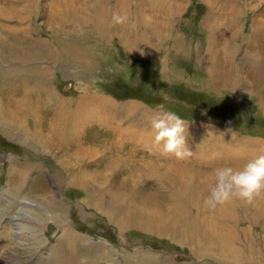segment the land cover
<instances>
[{"label":"rangeland","instance_id":"374dc122","mask_svg":"<svg viewBox=\"0 0 264 264\" xmlns=\"http://www.w3.org/2000/svg\"><path fill=\"white\" fill-rule=\"evenodd\" d=\"M82 1L94 12L98 0L75 3ZM226 1L240 17L238 35L220 44L234 56L233 87L212 81L203 62L207 31L202 22ZM65 2L0 0V264H264L263 248L245 250L264 236V198L243 206L203 203L216 167H239L264 155V72L251 76L250 68L257 62L250 56L252 32L264 16V0H170L179 8L169 20L170 36L147 42V56L145 45L130 47L113 30L50 23L47 11L55 4L61 10ZM29 28L37 42L66 39L67 45H85L83 63L55 60L37 54L35 47L23 51L19 36L11 33ZM34 53L39 56L32 60ZM33 67L44 72V91L52 94L51 100L45 95L40 100L47 116L42 125L48 130L63 125L67 139L27 129L26 113H5L9 105L1 94L5 88L16 91L10 76ZM83 94L116 103L114 110L90 107L87 122L67 121L80 110L68 107L69 99ZM162 108L188 123L191 155L178 159L153 144L149 121ZM123 158V167L108 168L107 160ZM188 199L199 208L181 204ZM175 204L192 207L198 216L171 219ZM127 210L129 217L135 212L164 216L151 220L159 233L145 226L150 221L120 228L114 217L118 213L124 220ZM222 213L236 223L224 221ZM188 225L199 230L182 232ZM169 226L179 233H162Z\"/></svg>","mask_w":264,"mask_h":264},{"label":"bare ground","instance_id":"6f19581e","mask_svg":"<svg viewBox=\"0 0 264 264\" xmlns=\"http://www.w3.org/2000/svg\"><path fill=\"white\" fill-rule=\"evenodd\" d=\"M175 6L171 4L170 0H114V3L110 5L108 3V0H98V3L93 5L94 12L92 10H87V5L83 6L84 8L82 12H76L75 13L71 11V9L65 8L64 12H57L55 9L51 10L49 9L47 15V20L50 23H54L58 25L59 23H75V24H85L86 26L92 24L97 28L98 30H113L116 35H118V38H120V41H125L127 45L136 46L142 42L151 41V40H158L161 41V38L163 36H170V34L167 31L169 20L174 13H176V9L178 8V3L174 2ZM233 5L232 1H226L223 2V5H220L221 7L219 9L211 8L208 15L205 17L204 21L202 22L203 28L207 31V54L203 57L204 66L207 69L208 73L211 76V80H216L219 82V84H222L223 87H233L234 86V78H235V71H234V56L233 53L228 51L226 47H220L221 43L227 44L229 41L234 39L236 35L239 33L238 25L240 23V17L237 13L232 12L229 9V6ZM89 7V6H88ZM181 8V7H180ZM90 9V8H88ZM51 10V11H50ZM113 12H120L124 13L126 12L128 14V18L123 23H114L112 20V13ZM93 14L95 16L93 17ZM94 18V19H93ZM92 21V22H91ZM90 23V24H89ZM55 25V26H56ZM51 26H53L51 24ZM61 26V25H59ZM64 28V27H63ZM25 31V34L22 32ZM20 30L12 32V35L19 36L16 37L21 45H23V51L26 48H36L37 54L44 52L47 55L51 56L55 60H65L66 62L74 61L75 63H83L84 57H83V51L84 46L82 44H73L70 43L67 45L66 39H58L57 41H52L51 45H49L48 41L46 42H37L34 40L33 36L35 32H32L30 28L28 30ZM62 32V31H61ZM65 33V32H64ZM63 33V34H64ZM107 34H109L107 32ZM33 35V36H32ZM253 46L251 48L250 56L254 58V60L257 59V62L255 64L250 65L251 67V76L255 75L257 73L261 74L264 72V16H262V19L260 18L257 21V25L254 26L253 32ZM31 39V40H30ZM15 40V39H14ZM17 40V41H18ZM20 45V46H21ZM151 45V44H150ZM223 45V46H224ZM45 48V49H44ZM150 48H147L144 46L142 48V52L149 53ZM22 51H19L20 53ZM23 53V52H22ZM21 53V54H22ZM34 55L30 58L32 60H35L36 57L39 55ZM18 57V55H17ZM22 56L18 58L19 61H21ZM23 60V59H22ZM5 74V72H3ZM11 81L16 84V91L11 92L8 89H4L1 94V99L3 103H7V105H10L9 110L6 109L5 113L10 114L11 112L14 113H26L27 118L26 120L28 122H25L27 125V129H37L39 131L38 133H41L44 136H47L49 138L53 139H67L69 136V133H66L64 126L59 124L58 126H51V130L45 129L42 125V121L47 117L44 112V106L45 104L41 102V97L44 95L48 98V100L52 99V94L47 91H44V83H48V80L45 79L44 72L39 71L35 67L30 68L24 72V75L20 71L18 73L13 74L10 76ZM213 77V78H212ZM210 78V77H209ZM16 79V80H15ZM28 82H31L34 86V88L28 87ZM209 82V81H208ZM264 83V78L261 80V83ZM240 85H245V82L238 81ZM211 84V82H210ZM217 84V83H216ZM258 88H260V82H256L255 85ZM264 85V84H263ZM219 86V85H218ZM250 86V82H249ZM221 87V86H220ZM41 92V93H40ZM104 105L107 107V109H112L113 106L116 105V103H112L108 101L107 99L103 100H97L95 102H91L88 104L86 97L83 95L81 97H73L70 98L68 101V107L76 106L79 107V111L72 112L73 115H71V118H67V121L71 122H85L84 116L85 114H88L90 107H95L97 105ZM114 104V105H113ZM113 105V106H111ZM67 106V105H66ZM210 108V107H209ZM96 109V108H95ZM81 111V112H80ZM94 112V109L91 110V112ZM92 112V113H93ZM96 112V111H95ZM71 119V120H70ZM26 128V127H25ZM208 144V143H207ZM210 144V143H209ZM107 158V157H106ZM105 160L100 159L101 162ZM109 159V158H108ZM107 164L108 168H111V170H115L118 168V166L123 167V164H125V160L123 158L122 161H113L110 159ZM127 160H129L127 158ZM129 165L128 169L129 171L136 170L132 166V160L130 163H127ZM113 168V169H112ZM132 172V171H131ZM22 175V174H21ZM160 177H162L160 175ZM168 179V178H167ZM172 183L179 182V179L174 180V178H169ZM174 180V181H173ZM264 198V193L261 194V199ZM237 200V203L235 201ZM155 202H157L154 199ZM189 201V202H187ZM233 202H227L225 203V206L228 205H246V203L242 202L239 199H233ZM184 205L192 204L199 208L197 203L194 200H186V203H181ZM181 204L178 206L175 204L176 208L173 209V214L171 219H174L175 217H181L188 220V218H191V215L193 217L198 216L197 211H193L192 213V207H182ZM262 210L264 212V202L262 203ZM153 207L158 208L157 205H153ZM244 208V207H242ZM127 216H125L124 220H121L117 217L118 213L115 215L114 220H117V223L120 228H123L125 225H130V223H135L137 227H142L145 221L151 220H160L163 219L164 216L162 215H154L153 213H139L135 212L132 216H128L129 211L127 210ZM123 213V214H124ZM251 212H246L245 215H249ZM222 215L225 217L224 221H229V223L235 224L236 221H233L232 216L228 217L226 216V213H222ZM264 216V213L261 214ZM174 216V217H173ZM230 219V220H229ZM177 220H172V222H178ZM149 225H145L147 228H150L155 233H159L158 230L155 229V223L151 222ZM162 227V226H161ZM162 233H167L169 236H172V233H179V230L177 228L173 227H164ZM188 230L198 231L199 229H194L193 226L190 225L183 227L182 232H186ZM236 236V235H235ZM261 241L256 242L255 240H252L249 242L247 246H245V250L249 251V253L256 252L258 247L263 248L264 250V236H260ZM260 240V239H259ZM236 241V240H235ZM236 244V243H235ZM243 244L240 246L242 247ZM235 249L234 252L237 253L238 249L236 247H233ZM231 248V250H233ZM252 251V252H251ZM239 255V254H238ZM241 255V254H240ZM71 253H68L67 260L70 258ZM236 258L237 255H234ZM241 257V256H240ZM252 258V257H251ZM238 258L234 259V261H238Z\"/></svg>","mask_w":264,"mask_h":264},{"label":"clouds","instance_id":"9594fccd","mask_svg":"<svg viewBox=\"0 0 264 264\" xmlns=\"http://www.w3.org/2000/svg\"><path fill=\"white\" fill-rule=\"evenodd\" d=\"M126 12H113L114 23H123L127 20ZM153 130V144L163 153H170L178 159L191 155V149L186 141L188 123L177 112L168 109H159L150 118ZM264 193V155H258L243 165L235 167L223 164L214 169V181L204 197V205L215 208L233 199L244 203H252Z\"/></svg>","mask_w":264,"mask_h":264},{"label":"crops","instance_id":"0c3cea01","mask_svg":"<svg viewBox=\"0 0 264 264\" xmlns=\"http://www.w3.org/2000/svg\"><path fill=\"white\" fill-rule=\"evenodd\" d=\"M75 1L76 0H66V2L64 3V6H63V9H61V10H57V12H61V13H63L64 12V10H65V8H68V9H71V11L70 12H74L75 13V11L76 12H82L83 11V9L82 8H84L83 6H84V3H83V1L82 2H77V3H75ZM53 2L54 3H56V0H53ZM59 4L62 6V3L61 2H59ZM60 5H58V4H55L54 6H55V10H56V8L58 7V6H60ZM166 37H169V35L168 36H163L162 38H161V41H159V42H163L164 40H165V38ZM148 41H146V42H142V43H140L139 45H138V43H137V47L138 46H144L146 43H147ZM145 46H147V45H145ZM150 50V49H149ZM151 51V50H150ZM149 53H151V52H149ZM143 54L144 55H149L148 53H146V52H143ZM205 56V55H204ZM84 95V94H83ZM85 96V95H84ZM87 98H88V100H89V102L91 103L92 101L93 102H95V101H97V100H101L102 98H100V97H97L96 95L94 96H92L91 94H87V96H86ZM89 103V104H90ZM9 105V104H8ZM97 106H101V105H97ZM104 106V105H103ZM114 107L115 106H113V108L112 109H107L108 111H113L114 110ZM9 108H10V105L9 106H7V109L9 110ZM103 108V107H102ZM104 108H105V106H104ZM97 109V108H96ZM100 111H101V108L99 109ZM106 110V111H107ZM91 114H92V112H91ZM89 115V117H92V115ZM94 114V113H93ZM95 115H93V120L95 119ZM87 120H88V116H87V114H85V116H84V121L85 122H87ZM88 123H92V122H88ZM100 123V122H99ZM94 124H96V123H94ZM165 156V155H164Z\"/></svg>","mask_w":264,"mask_h":264}]
</instances>
